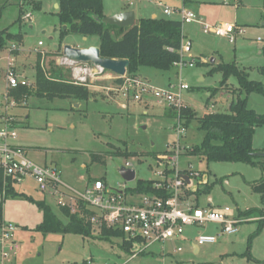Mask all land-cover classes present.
<instances>
[{"label":"rangeland","instance_id":"374dc122","mask_svg":"<svg viewBox=\"0 0 264 264\" xmlns=\"http://www.w3.org/2000/svg\"><path fill=\"white\" fill-rule=\"evenodd\" d=\"M32 3H39L40 9H35ZM159 3L171 10L184 8L205 24L238 25L244 33L231 44L224 38L204 34L199 24L183 25L181 32L185 42L191 43L190 60L194 67L182 70L173 67L168 72L141 67L138 77L159 90L171 89L179 83L187 85L189 90L181 95L182 104L198 118L205 114L228 113L230 103L237 95L238 83L234 77L220 86L222 74L217 70L220 64H234L250 81L258 82L264 88L261 73L264 68V0H192V3L190 0L184 3L183 0H103L104 15L131 11L136 21L155 16L157 20L181 22L177 12L165 16ZM57 5L58 0H31L21 6L19 0H0V31L7 29L11 37L0 48V113L17 116V145L23 147L27 158L35 164L56 168L62 182L79 192L86 183L95 180L102 181L113 191L132 189L138 180H157L156 174L164 169L156 164L159 157L175 155L171 150L177 140V122L172 117L176 110L152 97H145L138 103L126 101L115 91L118 77L106 73L87 83L91 100L82 102L79 108L69 100L49 102L33 96L14 107L6 99L5 94L9 91L6 73L11 61L16 65L14 71L19 81L25 83L22 86L33 90L40 54H44L41 56L42 69L46 77L60 70L66 82H73L71 68L62 64V47L70 45L84 49L99 45L97 37L84 40L79 35L68 34L57 52L55 46L59 45L60 29L64 27L60 26ZM28 13L31 20L25 22L23 16ZM9 51L16 54L11 55ZM211 89L218 92L209 98ZM247 108L264 115V95L250 94ZM202 138L197 122L192 121L179 139V145L182 150L190 148L199 145ZM252 146L256 150L264 149L263 127L255 129ZM118 151L134 156H111ZM93 156L102 160L93 161ZM126 165L135 172V180L130 183L123 181L118 173ZM177 167L180 171L198 175L192 177L191 187L202 190L207 183L209 193L198 198L196 204L199 207L209 204L213 208L228 207L229 215L234 217L248 207L264 206L260 194L253 192L250 186L264 180L259 167L242 163L206 165L183 152ZM14 190L23 196H8L3 201L1 225L9 231L8 239L3 243L5 259L2 264H264V224H240L235 235L201 246L197 254L192 249L197 232L216 235L219 226L187 228V240L167 243L163 248L154 246L130 260V255L120 247V239H84L77 235L36 231L42 222V214L25 197L45 201L62 219L55 199L38 192L31 179L16 184ZM14 245L17 249L9 250ZM177 248L181 250L176 252Z\"/></svg>","mask_w":264,"mask_h":264},{"label":"trees","instance_id":"16d2710c","mask_svg":"<svg viewBox=\"0 0 264 264\" xmlns=\"http://www.w3.org/2000/svg\"><path fill=\"white\" fill-rule=\"evenodd\" d=\"M31 0H22V2ZM186 2V0H184ZM35 9H40L39 3H32ZM57 16L61 27L59 45L68 34L79 35L83 38L97 37L100 56L110 60H127L129 66L127 75L137 77L141 67L152 68L161 72H168L173 64L179 60V50L182 40L181 23L178 21H166L157 19H140L132 27L120 29L104 25L95 19H103V0H58ZM20 19V18H19ZM18 19V20H19ZM17 20V21H18ZM8 30L0 31V48L4 46L9 38ZM11 38V37H10ZM9 40V39H8ZM41 57L35 67V79L33 90L25 86L8 91V97L16 104L33 96L49 102L54 100H70L76 103L88 102L91 94L87 87L74 85L66 82L60 70H55L51 77H46L41 67ZM217 70L222 74L223 86L230 77L237 80V95L230 103L228 113H211L202 117H195L190 111L183 107L180 110V118L185 129L196 121L198 131L203 133L199 145L188 148L186 156L196 157L206 165L210 163H242L252 167H259L264 173V150H256L252 146V138L256 128H264V115H258L255 111L247 108V97L252 94L264 95V88L258 82L250 81L247 74L234 64H220ZM264 75V68L261 69ZM121 80H116V85ZM210 97L215 95L217 89L209 90ZM176 118V113L173 114ZM112 157H133L134 154L127 152H114ZM93 161L102 160L101 157L93 156ZM154 181L138 180L135 187L127 189L132 194H152L161 198L168 196L163 190H156ZM15 183L7 181L4 184L3 175L0 170V224L3 218V201L8 196L19 195L14 190ZM253 192L260 194L264 201V180L252 185ZM209 188L195 193L197 196L208 194ZM26 200L33 202L42 214V222L35 229L43 234H68L81 236L84 239L97 237L101 240L121 239L122 234L117 230L102 227L98 235L89 222L95 212L88 206L78 201L76 212L71 213L67 207H58L60 219L45 203L35 201L30 197ZM250 212L245 213L248 215ZM125 253H130L131 244L122 241L120 245Z\"/></svg>","mask_w":264,"mask_h":264},{"label":"built area","instance_id":"2783aa9c","mask_svg":"<svg viewBox=\"0 0 264 264\" xmlns=\"http://www.w3.org/2000/svg\"><path fill=\"white\" fill-rule=\"evenodd\" d=\"M160 7H163L159 4ZM179 13L181 17V29L183 25L199 24L204 34H212L215 37L224 38L229 43H234L237 36L244 33V29L238 25L231 24H205L192 12L185 9L171 10L163 7V14L170 16ZM31 20L30 14L23 16V21ZM182 35L181 46L178 52L179 60L173 64L174 68H193L191 59V43L184 40ZM41 46V43H39ZM14 50V48H12ZM13 52V51H12ZM43 56L44 54H40ZM41 67L42 57H41ZM62 64L71 68L74 85L87 87V83L93 82L107 72L92 64H73L62 57ZM117 77V76H116ZM7 86L9 90L25 85L18 79L11 61L6 73ZM121 83L115 86V91L126 101L141 102L145 97H152L155 101L165 103L176 110V142L171 152L175 155L165 154L159 157L156 164L164 168L156 174L154 188L168 193L165 198L152 194H132L123 191H113L100 180L87 184L82 192L66 186L60 176V172L54 167L39 166L29 160L23 148L14 145L17 139L15 120L6 117L0 125V170L3 175L4 184L13 181L20 184L25 179H31L36 190L42 194L52 197L57 207H67L71 213L76 212V204L81 201L92 209L95 214L89 218V222L95 232L104 227L117 230L122 234L121 241L131 244L130 260H133L154 246H165L167 243L184 240L187 228L205 227L209 224L219 226L216 235H203L197 232L193 244L197 247L214 244L219 238L232 236L238 232V225L247 222L264 223V215L255 219H239L229 215L230 209L224 207L220 210L211 206L199 207L196 204V187H191L192 177L198 175L191 171H180L178 159L181 152L185 153L188 148L181 149L179 139L185 135V127L180 118V110L184 107L181 100L183 91H188L187 85L179 83L168 90H159L148 85L140 77H130L127 73L118 77ZM170 88V87H169ZM10 100L11 106L17 104L5 94ZM167 153V152H166ZM128 168V165H126ZM188 177L189 184L183 179ZM0 237V248L4 256L3 243L8 239V233L4 226ZM10 229V228H9ZM16 250L17 245L9 250ZM181 249L177 248L176 252ZM90 264V263H87Z\"/></svg>","mask_w":264,"mask_h":264},{"label":"water","instance_id":"95a60500","mask_svg":"<svg viewBox=\"0 0 264 264\" xmlns=\"http://www.w3.org/2000/svg\"><path fill=\"white\" fill-rule=\"evenodd\" d=\"M58 9V5L56 6ZM107 26H112L120 29L132 27L135 25L134 12L128 11L118 13L112 16L104 17L103 19H95ZM66 27H63L65 30ZM57 49V46H55ZM62 57L73 64H92L100 67L103 71L110 73L117 77H122L126 74V70L129 66L127 60H110L104 59L100 56V50L98 47H90L86 49L73 48L70 45H64L61 49ZM78 108V104L74 105ZM123 181L130 183L135 180V172L129 168L121 167L118 171ZM186 184H189L188 177L183 176Z\"/></svg>","mask_w":264,"mask_h":264},{"label":"crops","instance_id":"0c3cea01","mask_svg":"<svg viewBox=\"0 0 264 264\" xmlns=\"http://www.w3.org/2000/svg\"><path fill=\"white\" fill-rule=\"evenodd\" d=\"M193 2H195V3H197V2H199V1H193ZM183 3H184V0H183ZM190 3H192V0H190ZM204 3V2H203ZM19 4H20V6L21 5H23V2H22V0H19ZM159 4H161V3H159ZM159 4H158V7H160L159 6ZM184 9V8H183ZM176 10V9H175ZM123 12H127V11H116V13L118 14V13H123ZM103 13H104V5H103ZM29 14V13H28ZM31 16V15H30ZM105 16V15H104ZM134 16H135V14H134ZM151 19H155V16H153ZM135 22H137L136 21V19H135ZM32 27L30 26V29H31ZM183 28V27H182ZM182 30V29H181ZM184 36V35H183ZM86 38H84V40H85ZM95 47V46H94ZM96 47H98V46H96ZM73 48H76V47H73ZM90 48V47H89ZM80 49H82V48H80ZM84 49H86V48H84ZM18 50V49H17ZM9 53L11 54V55H14V54H16L15 52H12V51H9ZM40 57H41V55H40ZM16 67V65H14V68ZM202 80V79H201ZM28 86V85H27ZM209 97H210V94H209ZM91 100V99H90ZM70 101V100H69ZM72 104H78L79 106H78V108L79 107H81V104L82 103H76V102H74V101H70ZM17 106H19V105H17ZM125 107V106H124ZM229 109H230V106H229ZM12 117L14 120H15V125L17 124V122H18V118H17V116L16 115H8L7 113H5V114H2V113H0V125L3 123V120H4V118H6V117ZM19 123V122H18ZM19 138H18V135H17V139L16 140H18ZM14 145H16V146H18V147H21V148H23L22 146H19V145H17V141H15L14 142ZM264 150V149H263ZM146 181H149V180H146ZM202 181H204V180H202ZM206 182V181H205ZM91 183V181L90 182H88V183H86L85 184V186H84V188L86 187V185L87 184H90ZM203 183V182H202ZM252 185H253V183H251V188H252ZM206 187H208L207 186V183L205 184V187L204 188H206ZM84 188H83V190H84ZM203 188V189H204ZM197 189V188H196ZM203 189L202 190H199V189H197V191L195 192V193H197L198 191H203ZM196 195V194H195ZM202 195H205V194H201V195H199V196H197L196 195V202H197V204H198V198L199 197H201ZM260 200H261V198H260ZM210 202V201H209ZM261 203L264 205V201L262 202V200H261ZM208 206H211L210 204L208 205ZM212 207V206H211ZM214 209H217V210H220V209H222L221 207H217V208H214ZM248 212H250L248 215H245V213H248ZM253 212H256V213H258V214H252ZM264 215V206H262V207H256V206H253V207H248L247 209H245V211L244 212H239L238 213V215H236V216H234V218H239V219H249V220H251V219H255V218H258V217H261V216H263ZM247 223H251V222H247ZM253 223V222H252ZM259 223V222H258ZM260 225H263L264 223H259ZM97 232H95V234H96ZM186 234L187 233H185V236H186ZM187 236H188V234H187ZM222 238V237H221ZM220 239V238H219ZM121 240V239H120ZM185 240H187V238L185 239L184 238V241ZM188 240H189V238H188ZM121 243H122V241H121ZM192 249H193V252L195 253V254H197V253H199V251H200V248L199 247H197V246H195L194 244H193V241H192ZM4 252V251H3ZM129 255L131 254V251H130V253H128ZM3 259H5V256H3L2 255V251H1V248H0V264H2L3 263Z\"/></svg>","mask_w":264,"mask_h":264}]
</instances>
